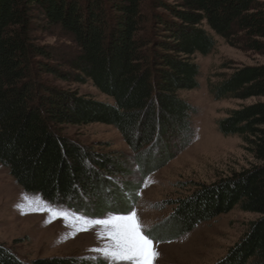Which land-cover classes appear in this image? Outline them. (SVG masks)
<instances>
[{"label":"trees","instance_id":"1","mask_svg":"<svg viewBox=\"0 0 264 264\" xmlns=\"http://www.w3.org/2000/svg\"><path fill=\"white\" fill-rule=\"evenodd\" d=\"M35 20L59 27L77 45L69 72L39 60L53 56L34 42ZM215 37L264 57V0H0V165L51 205L87 212L85 200L100 199L96 217L126 211L114 180L131 175L129 160L83 146L64 127L115 128L143 177L151 175L192 137L193 109L180 94L198 88L195 56L211 54ZM43 75L90 83L111 102L58 88ZM210 92L218 101L258 100L218 121L220 133L239 137L254 163L177 201L166 222L175 228L169 238L236 209L257 214L217 264H264V65L237 68ZM123 185L132 199L140 190ZM0 264L73 263H28L0 245Z\"/></svg>","mask_w":264,"mask_h":264},{"label":"rangeland","instance_id":"2","mask_svg":"<svg viewBox=\"0 0 264 264\" xmlns=\"http://www.w3.org/2000/svg\"><path fill=\"white\" fill-rule=\"evenodd\" d=\"M148 14L151 12L148 11ZM33 24L34 42L53 56L49 60H39L69 72L67 62L78 53L73 39L59 27L41 26L38 20ZM215 40L216 46L211 54L206 57L195 56L201 74L198 88L180 94L193 109L192 137L178 155L151 175L143 177L135 164L137 154L115 128L101 124L64 127L63 134L83 146L129 160L131 175L126 178L119 174L114 180L117 188L123 192L124 201L121 203H124L126 211L96 217L97 213L94 214L92 210L103 203L100 199L85 200L89 208L87 212L51 205L39 195L26 193L9 171L0 165V245L28 263L48 259L66 260L73 264H134L133 261L105 258L102 253L91 250L104 249L112 244L104 226L93 221L135 211L158 253L154 264H217L223 260L248 231L250 224L260 218L259 215L236 209L201 223L192 232L177 238H169L168 232H173L175 228L171 230L168 225L166 227L177 201L189 198L197 190L220 182L254 163L239 137L220 133L218 121L227 117L230 110L254 104L258 100L218 101L211 94L210 87L237 68L264 65V57L232 47L221 38L215 37ZM42 79L58 88L76 91L81 96L111 102L90 83L74 84L53 75H43ZM123 183L128 184L129 188L140 185L136 197L132 199L129 192L123 190L126 188ZM25 195L36 203L30 206L24 199ZM108 198L110 203L118 200L115 196ZM130 204L129 211L126 205ZM49 207L58 212H68L69 220L53 215L48 211ZM77 216L84 217L88 222L75 219Z\"/></svg>","mask_w":264,"mask_h":264},{"label":"snow or ice","instance_id":"3","mask_svg":"<svg viewBox=\"0 0 264 264\" xmlns=\"http://www.w3.org/2000/svg\"><path fill=\"white\" fill-rule=\"evenodd\" d=\"M24 199L29 202L30 206L36 203L30 200L27 195L24 196ZM48 211L53 215L62 216L64 220H69L68 212H58L50 207ZM75 219L88 222L80 216L75 217ZM93 223L104 226L112 244L104 249H93L91 251L102 253L103 257L117 261L125 260L133 261L134 264H154L158 253L155 250L153 240L145 234L135 211H131L128 215H114L106 220H95Z\"/></svg>","mask_w":264,"mask_h":264}]
</instances>
